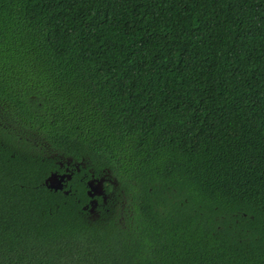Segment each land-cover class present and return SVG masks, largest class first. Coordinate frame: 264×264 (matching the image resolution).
<instances>
[{"label":"trees","instance_id":"obj_1","mask_svg":"<svg viewBox=\"0 0 264 264\" xmlns=\"http://www.w3.org/2000/svg\"><path fill=\"white\" fill-rule=\"evenodd\" d=\"M0 264H264V0H0Z\"/></svg>","mask_w":264,"mask_h":264},{"label":"water","instance_id":"obj_2","mask_svg":"<svg viewBox=\"0 0 264 264\" xmlns=\"http://www.w3.org/2000/svg\"><path fill=\"white\" fill-rule=\"evenodd\" d=\"M65 177L70 178L71 175L70 174H59L57 172L52 173L50 176L47 177L46 179V183L54 189H58V188H62L63 187V181L65 180ZM103 180L104 178H91L88 180V193L90 196L95 197V196H103V198L105 197V190L103 187ZM90 212H93L95 205L97 204V200L96 199H92L90 201ZM88 206V205H87Z\"/></svg>","mask_w":264,"mask_h":264},{"label":"flooded vegetation","instance_id":"obj_3","mask_svg":"<svg viewBox=\"0 0 264 264\" xmlns=\"http://www.w3.org/2000/svg\"><path fill=\"white\" fill-rule=\"evenodd\" d=\"M67 169V168H66ZM64 186L66 187L67 186V182H64Z\"/></svg>","mask_w":264,"mask_h":264}]
</instances>
